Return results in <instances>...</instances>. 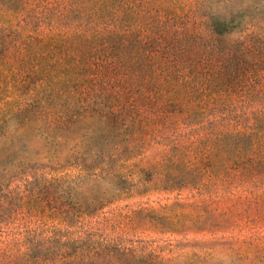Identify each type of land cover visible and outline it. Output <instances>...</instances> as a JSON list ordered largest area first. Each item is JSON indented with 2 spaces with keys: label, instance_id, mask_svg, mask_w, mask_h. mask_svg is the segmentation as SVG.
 <instances>
[{
  "label": "trees",
  "instance_id": "obj_1",
  "mask_svg": "<svg viewBox=\"0 0 264 264\" xmlns=\"http://www.w3.org/2000/svg\"><path fill=\"white\" fill-rule=\"evenodd\" d=\"M262 15L264 0H0V191L22 187L18 206L43 224L0 240V264L205 259L85 232L113 197L92 186L114 181L119 198L193 199L142 207L137 226L221 233L210 244L249 260L261 250L264 30L248 28ZM26 132L40 158L22 155Z\"/></svg>",
  "mask_w": 264,
  "mask_h": 264
},
{
  "label": "rangeland",
  "instance_id": "obj_2",
  "mask_svg": "<svg viewBox=\"0 0 264 264\" xmlns=\"http://www.w3.org/2000/svg\"><path fill=\"white\" fill-rule=\"evenodd\" d=\"M262 17V21L258 22L259 27H249L248 29L264 30V15ZM23 138L26 144H28V147H25L24 143L21 144V149H23L22 155L31 160L40 158L42 150L39 139L31 132H26ZM7 146L8 143L0 144V148H7ZM0 156L3 159V150H0ZM6 160L1 162L2 166L8 164ZM40 162L42 163L44 161L41 160ZM26 168L27 166H24L23 170H26ZM14 174L15 177L20 176L18 170ZM5 179L8 180V175ZM89 185L90 183L85 182V186ZM7 189L9 192H7L6 188L0 191L2 192L0 195L9 193L8 200L6 203L4 202V208L0 211V240L11 239L17 236V234L20 236L23 231L35 229L38 226L42 227V220L37 216L29 215L22 207L18 206V203L20 204L22 200H26V198H22L24 195L21 191L22 187L17 188L11 185L10 189L9 187ZM91 191V193H102L96 191H105L103 193H108L113 197L103 208L84 219L85 230L71 228L70 232H73L74 236L82 234L83 230L85 232L97 231L98 233L106 235V238H110L114 242H121L125 245H132L138 248H161L162 253L168 256H177L200 250L199 253L205 256V259L199 264H264V219H261V221L254 225L256 230L255 234L260 238L255 243L258 244L261 250L250 255L251 259L249 260L244 258V256L239 258L233 253L222 252L219 250V247L210 244L216 242L223 235L221 233L212 235L195 232L194 230L179 234L163 233L148 224L137 226L131 220L133 212L142 207L159 208L160 206L171 204L176 200H193L189 198L187 192H182L178 195L177 192H162L149 189L147 192H133L129 196H121L119 198V182L116 181L94 184ZM249 231L250 229L245 230L242 236L249 238L251 236Z\"/></svg>",
  "mask_w": 264,
  "mask_h": 264
}]
</instances>
